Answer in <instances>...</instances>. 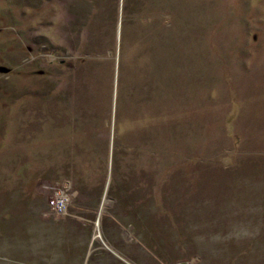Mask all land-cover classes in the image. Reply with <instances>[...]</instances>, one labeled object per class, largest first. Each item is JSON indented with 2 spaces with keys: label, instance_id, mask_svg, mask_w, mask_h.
<instances>
[{
  "label": "rangeland",
  "instance_id": "rangeland-1",
  "mask_svg": "<svg viewBox=\"0 0 264 264\" xmlns=\"http://www.w3.org/2000/svg\"><path fill=\"white\" fill-rule=\"evenodd\" d=\"M0 264H264V0H0Z\"/></svg>",
  "mask_w": 264,
  "mask_h": 264
},
{
  "label": "built area",
  "instance_id": "built-area-1",
  "mask_svg": "<svg viewBox=\"0 0 264 264\" xmlns=\"http://www.w3.org/2000/svg\"><path fill=\"white\" fill-rule=\"evenodd\" d=\"M60 191H62L61 194H58ZM62 193L64 194L62 189L54 190L53 198L51 200V204L54 206L55 210H56V208L61 209L65 205V202L67 199H66L65 195H63Z\"/></svg>",
  "mask_w": 264,
  "mask_h": 264
}]
</instances>
